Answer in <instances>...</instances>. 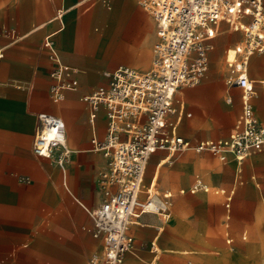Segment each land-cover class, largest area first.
<instances>
[{
  "label": "built area",
  "instance_id": "built-area-1",
  "mask_svg": "<svg viewBox=\"0 0 264 264\" xmlns=\"http://www.w3.org/2000/svg\"><path fill=\"white\" fill-rule=\"evenodd\" d=\"M137 2L149 11L155 23L156 41L150 64L143 72L119 66L106 74V86L81 98L88 106L92 126L100 108L106 121L103 140L94 134L90 141L91 150L105 159L104 168L95 178L100 203L93 209L81 205L91 219V235L100 239L103 247L100 259L93 256L90 264H122L124 254L134 243L129 226L145 214L169 216V192L155 204L153 197L140 198L151 155L158 151L169 155L206 152L223 164L229 157L240 164L245 156L264 147V127L252 104L264 90V78H251L248 72L250 57L264 53V0ZM102 3L109 7L107 0ZM222 22L243 34V42L232 49L226 77L228 87L241 90V115L226 138L192 143L177 133L183 110L175 107V94L197 86L206 76L212 41ZM42 45L53 65L48 75L52 81L49 97L60 103L67 92L78 88L79 71L62 62L51 36H46ZM1 56L0 51V59ZM36 121L32 154L51 160L64 175L71 152L63 120L39 113ZM200 191L207 192L208 187L195 177L189 192Z\"/></svg>",
  "mask_w": 264,
  "mask_h": 264
},
{
  "label": "crops",
  "instance_id": "crops-1",
  "mask_svg": "<svg viewBox=\"0 0 264 264\" xmlns=\"http://www.w3.org/2000/svg\"><path fill=\"white\" fill-rule=\"evenodd\" d=\"M90 1L92 0H0V51L2 55L0 59V255L6 250L4 257L0 258V264L11 261L20 251L28 249L48 226L54 234V220L64 212L75 211L72 208L74 205L84 211L81 205L87 209H93L100 203V195L95 190V178L104 168L105 159L100 153L91 150L90 141L94 134L100 141L103 140L106 126L105 115L103 108H100L92 126L89 122L88 106L81 100L83 96L91 94L98 87L89 93L82 92L83 86L85 87L89 83L88 80L93 79L94 76L88 73L82 79V87H80V71L66 63L56 48L62 62L79 71V86L76 90L67 92L62 102H52L48 93L52 81L48 75L53 65L42 42L46 36H51L53 45L54 43L59 45L64 53L69 55L73 53L74 48L73 40L69 37L71 26L78 20L85 29L90 21H98L99 24L93 28L95 35H87L80 40L85 49H96L97 51L104 47L110 51L112 49V53L120 62L132 65L119 64L117 67L126 66L135 70H138L135 67L140 68L146 63L148 53L136 52L134 47L124 41L114 43L112 47L110 42L122 32L118 25H110L109 15L113 0H107L109 7H105L102 0L94 1V4L98 6V11L85 16L84 13L90 6L85 10L81 9ZM127 3L128 0H114L116 10ZM116 16L117 20H115L118 21L119 14ZM155 41L154 32L152 47ZM257 61L255 60L253 64ZM214 66H212L213 71L210 75L218 76L222 73L220 72L222 67L217 64ZM248 72L251 78H264L252 76L249 66ZM185 89L188 88L177 91L174 100L175 107L183 110L177 128V133L182 137L184 136L179 132L180 124L184 118L191 116L177 99L178 95L186 96L183 93ZM207 91L205 101L214 100L217 93L216 87H209ZM263 93L264 90L259 96ZM226 102L232 103L230 96L226 98ZM39 113L55 115L64 122L66 143L71 152L64 175L51 160L32 154V142L38 127L36 115ZM160 153L164 154L160 156ZM190 154L196 155L197 153ZM176 155H169L163 151L151 155V157H157L158 161L154 166L146 191L153 193L152 189L156 186L161 165L170 167ZM231 164L235 168V173H238L241 163L234 162V158L229 157L225 164L220 162L222 168H227ZM175 167L183 169L185 174L180 175L176 169H168L162 173L164 184L184 183L192 164L181 159L176 162ZM227 170L221 169L214 171L211 175H205L206 181L198 174L193 175L188 191L195 177H199L207 185V183H212L213 179H217V175H225ZM62 189L70 200H63ZM179 192L182 193L184 190L181 189ZM155 195L157 194L154 189L152 199L154 204L158 203ZM226 201L225 207L229 208L228 197ZM86 215L88 216L87 213ZM163 222L158 215L145 214L129 226L128 233L134 239L133 245L138 247L135 251L131 249L126 253L124 264H127L128 260L133 257L145 262V259L141 257L143 255L150 256V264L168 254L171 248H168L164 242V237L175 234V230L171 227L165 229ZM81 228L93 238L91 235L92 222L89 226ZM50 236L54 239V235ZM93 239L94 241L90 240L89 244L93 252L97 253L101 249L102 241ZM65 252L64 249L54 247L53 244L52 255L59 257ZM70 254L73 253L70 252ZM74 255V264H81L83 262L82 251L78 249Z\"/></svg>",
  "mask_w": 264,
  "mask_h": 264
},
{
  "label": "rangeland",
  "instance_id": "rangeland-1",
  "mask_svg": "<svg viewBox=\"0 0 264 264\" xmlns=\"http://www.w3.org/2000/svg\"><path fill=\"white\" fill-rule=\"evenodd\" d=\"M94 1L96 0L82 7L81 10H85L90 6L85 11V16L98 11V6L94 4ZM116 14H119L118 21H116ZM109 16L110 25H118L122 29L120 35L110 42L112 47L114 43L124 41L134 47L136 52L148 53L146 63L140 68L135 67L144 71L152 59L155 32L149 11L139 5L137 0H128L127 4L116 10L113 0ZM78 24L77 20L69 32V37L74 43L73 53L67 55L55 43L54 47L66 63L80 71V87H82V79L88 73L94 76L82 89V92L89 93L99 86H106V74L117 65H132L120 62L112 53V49L111 51L106 47L101 48L100 51L85 49L80 40L87 35H95L93 28L99 22L90 21L85 29ZM227 30L230 31V35ZM241 42H243L242 32L234 31L225 22L220 23L218 32L212 41L213 48L209 54L206 76L197 86L185 89L183 91L185 97L177 96L179 103L183 104L186 111L191 114L189 118L182 120L179 132L193 142L227 137L230 130L234 129L238 123L241 115V90L228 87L226 77L227 63L233 59L232 49ZM255 60L258 61L253 64ZM214 64L222 67L220 70L222 73L218 76L210 75ZM249 70L252 76L264 77V53L253 55V58L249 59ZM209 87H216V97L214 100L205 101ZM228 96L231 97L232 103L226 102ZM252 104L257 120L264 126V93L254 99ZM190 153L192 152L185 151L177 154L170 167L161 165L156 186L152 189L153 194L155 189L157 194L155 196L158 200L162 199L164 193L171 192L169 216L167 218L158 216V218L164 221L165 229L171 227L175 230V234L164 237V242L168 248H171L168 254L150 264H264V147L245 156L238 173H235L232 164L227 168H222L217 158L209 153H195L196 155ZM163 154L160 153V156ZM181 159L192 164L184 183L164 184L162 173L168 169H176L180 175L185 174L183 169L175 167L176 162ZM157 161V157H151L149 160L142 186L143 193L146 192ZM221 169L228 170L225 175H217V179H213L212 183L206 182L207 192L191 194L188 191L193 175L198 174L206 181L205 175H211L214 171ZM181 189L184 192L180 193ZM62 192H64L63 189ZM230 192V206L226 208L225 204ZM145 197V194L141 195V198ZM63 200H70L65 192ZM72 208L75 211L64 212L54 220V234L48 226L28 249L20 251L14 259L6 261L5 264H74L73 256L78 249L83 253L81 264H90L94 252L89 242L94 239L81 227H87L91 222L80 207L74 205ZM50 235H54V239ZM227 240L230 241L227 242ZM53 244L54 247L64 249L67 254L65 252L59 257L52 255ZM136 247L138 246L133 245L132 250L135 251ZM5 252L6 250L0 258L4 257ZM98 255L99 260L102 252ZM126 257L125 253L122 264ZM141 257L145 259V262L133 257L128 260L127 264H149L150 256Z\"/></svg>",
  "mask_w": 264,
  "mask_h": 264
},
{
  "label": "bare ground",
  "instance_id": "bare-ground-1",
  "mask_svg": "<svg viewBox=\"0 0 264 264\" xmlns=\"http://www.w3.org/2000/svg\"><path fill=\"white\" fill-rule=\"evenodd\" d=\"M227 33L229 34L230 33V31L229 30H227ZM230 35V34H229ZM253 57V56H252ZM251 57V58H252ZM143 181H144V178H143ZM143 181H142V186H143ZM142 186H141V195L142 194H145L146 196H149V197H154V194L152 193H150L149 191H146L145 193H143V191H142ZM153 199V198H152ZM102 250H103V247H102V245H101V249H100V251H98L97 253H94V255L93 256H95V257H98L99 255L98 254H100L101 252H102ZM131 250V249H130ZM129 250V251H130ZM128 253V252H127Z\"/></svg>",
  "mask_w": 264,
  "mask_h": 264
}]
</instances>
